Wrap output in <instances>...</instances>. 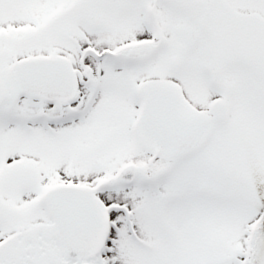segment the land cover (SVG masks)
I'll return each mask as SVG.
<instances>
[{
	"label": "snow or ice",
	"instance_id": "obj_1",
	"mask_svg": "<svg viewBox=\"0 0 264 264\" xmlns=\"http://www.w3.org/2000/svg\"><path fill=\"white\" fill-rule=\"evenodd\" d=\"M0 264H264V0H0Z\"/></svg>",
	"mask_w": 264,
	"mask_h": 264
}]
</instances>
